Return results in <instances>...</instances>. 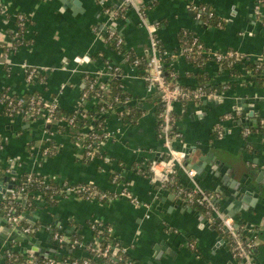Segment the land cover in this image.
<instances>
[{
	"label": "crops",
	"instance_id": "0c3cea01",
	"mask_svg": "<svg viewBox=\"0 0 264 264\" xmlns=\"http://www.w3.org/2000/svg\"><path fill=\"white\" fill-rule=\"evenodd\" d=\"M189 1L210 5L225 21L224 27L201 25L189 11ZM255 2L138 0L140 6L152 5L144 22L134 8L125 11L121 19L111 22L95 0H3L0 91L6 90L16 96L37 92L42 95L44 103L56 101L60 108L72 111L81 102L83 78L96 76L104 82L108 79L109 67L117 66L122 73L120 88L130 94L142 110L133 125L124 124L114 115L106 120L105 130L110 138L103 143L101 151L109 163L98 159L89 164L82 161V151L60 131L45 130L41 123L27 127L20 118L11 121L0 116V163L9 170L6 175L12 180L31 173L60 185L65 182L91 183L112 193H120L121 185L109 182L110 170L115 163L156 161L161 159L164 150L155 129L158 94L148 93L140 72L124 63L106 45L107 30L116 29L125 48L141 57L150 52L151 37L145 28L146 22L156 24V39L169 54L180 50L177 35L179 31L186 30L221 53L235 50L254 61H264V22L259 21ZM118 3L119 0H112L111 4L116 8ZM261 14L264 19V7ZM19 15L29 18L23 34L27 43L5 57V46L18 30ZM83 57H87L88 62L77 60ZM166 67L178 84L196 85V80L190 75L195 70L181 53L168 60ZM27 68L45 71L44 84L28 86L25 78ZM206 71L214 83L222 84L227 79V72L221 70L217 63L208 62ZM261 100H264V90L238 85L235 89L219 93L215 100L175 105L178 116L175 125L182 137L175 143V148L184 155L195 151L185 163L194 165L199 157L211 161L210 164L203 161L200 174L195 173L194 176L179 169L176 174L178 185L217 196L222 216L237 199L228 196L229 191H234L230 187L232 181L244 190L253 192L248 187L251 183L262 191L247 196L232 218L235 224L254 229L248 235L258 244L253 251V260L257 264H264V144L260 135L243 137L239 125H251L252 119L264 115ZM236 107L242 110L240 117L219 126L223 117ZM252 111L254 116L251 118L248 114ZM217 127L230 128L232 132L218 139L215 135ZM47 142L57 147L56 153L48 157L42 155ZM209 154L220 159L221 164L211 160ZM225 164L230 165V174ZM245 174L250 180L243 179ZM126 180L131 199L119 196L109 205L77 198L61 199L55 206L38 202L33 212L26 213L27 220L40 222L39 231L32 238L39 241L41 247L62 254L59 246L51 244L54 232L59 231L66 238L77 234L82 242L89 243L95 237L92 226L102 224L111 228L112 238L126 249L127 256L136 264H236L225 236L216 225L209 223L203 213L182 202L173 191L153 183L148 176L130 172ZM239 192L238 195H242V191ZM3 197L5 195L0 193V200ZM243 206L247 210H243ZM0 217L4 219L2 213ZM9 248L24 251L30 246L0 243V264Z\"/></svg>",
	"mask_w": 264,
	"mask_h": 264
},
{
	"label": "built area",
	"instance_id": "2783aa9c",
	"mask_svg": "<svg viewBox=\"0 0 264 264\" xmlns=\"http://www.w3.org/2000/svg\"><path fill=\"white\" fill-rule=\"evenodd\" d=\"M102 9L103 14L108 18L109 21L114 22L117 19H121L127 11V9L134 8L139 11L141 19L143 22L146 20V12L151 8V6L143 7L140 6L137 1L138 0H121V3L115 8L112 7V0H95ZM189 4V11L193 14L195 20L200 19V12L206 11L205 7L199 6V4L195 3L194 1L190 2ZM264 7V0H256L254 9L257 12V16L260 22H264L263 15L261 14V9ZM199 12L197 13V11ZM5 8L3 5V0H0V15L4 14ZM212 13H208V17H211ZM29 18L24 15L17 16V32L13 39L7 43L5 46L6 51L5 57H9L13 52H15L19 47L25 45L24 43H20L19 45H14L13 42L17 40H23L24 28L28 24ZM145 28L149 32L150 35V52L148 57L145 61L146 66V75L143 76L144 81L146 83V91L148 93H156L158 94L159 103L162 107V111L158 115L160 118V123L158 125V132H157V139L160 141L164 154L166 158L159 159L156 161L149 162V170L151 175L149 176L150 180L153 183L159 184L161 187H165L167 184L173 181L174 176H176L178 170L187 171L188 175L194 176L195 172L192 169H188L185 166V158L184 154L179 150L175 149L173 145L179 141L177 140L181 135L176 134L173 137L169 136L171 132L172 126L175 124L174 116L175 112V105L180 104L183 101H187L188 103H200L202 101H210L215 100L218 97L217 92H205L202 87H196L192 90L185 89L179 85H173L170 81H168L164 76V67H165V60L173 59L177 53H181L183 56V51L180 49L177 53H168L163 48L158 47V41L156 39V24H147L145 22ZM19 33L22 36L19 38ZM116 29L109 28L106 32V39L112 40L116 46H124V41L121 36L116 37ZM198 40L197 37L194 36V41ZM194 42V43H195ZM106 43V41H105ZM198 48H202V52L204 55L211 58L209 62L219 63L224 58H234L235 60H242L244 56L237 51H227L225 53H221L207 44L202 46L201 44L198 45ZM185 52L191 51V49H185ZM248 57V56H247ZM79 62H88L87 57L78 58ZM125 60H127L125 58ZM255 62H264V61H255ZM139 64L138 60H133L132 66L136 68ZM137 69V68H136ZM111 73L108 74V79L106 81H101L96 76H87L85 79L88 80L89 89L99 87L102 89L103 94L108 92L109 88V80L112 76H115L116 73L119 72V68L117 66L109 67ZM42 75V79L38 80L36 77L37 73ZM45 71H40L36 68H27L26 69V82L28 86L34 85H42L45 82ZM174 75V74H173ZM44 76V77H43ZM32 82V83H30ZM17 106H23L25 104V100L21 96H18ZM84 96H81V100ZM98 97V96H97ZM93 98L91 100V104L96 103L99 104L101 101L99 98ZM43 103L45 108L41 109L39 106L40 103ZM3 101L0 98V108L3 107ZM12 102L8 103L10 106ZM29 105L32 106L28 108L26 111L23 112V116L19 115L22 121L26 122L27 124H36L41 123L43 126L49 125L53 122L54 117L52 116L54 109L56 106H59L56 101H52L48 104L44 103L42 97L40 100H36V98L32 97L29 100ZM242 110L240 107H236L231 113L225 115L223 119L219 122V126L221 123L226 122H233L236 121L237 118L240 117ZM39 114L42 120H38ZM38 120V121H37ZM72 123V120L69 121ZM261 126L264 125V120L260 121ZM169 132V133H168ZM232 130L229 128H220L217 127L215 131V135L218 139L223 138L226 135H230ZM99 132L97 134L92 135V137L96 138L99 136ZM241 134L243 137H248L252 133V131L245 127L241 130ZM104 137L108 140L110 138L109 134L103 133ZM261 141L264 144V136H260ZM52 144V145H51ZM79 150L85 152V155L88 156L89 160L95 161L98 160L95 152L91 150L88 146L82 147L79 142L74 143ZM57 150V147L52 142H47L42 148V155L43 156H50L53 150ZM100 160V159H99ZM144 168L147 167L146 164L142 165ZM0 167L3 166L0 163ZM186 168L188 170H186ZM9 170L5 169V174H7ZM28 174V178L24 181V184H29L33 180V176L36 174L26 173ZM8 176V175H6ZM9 177V176H8ZM21 177V176H20ZM16 177L12 178V181L18 183L21 178ZM11 179V178H10ZM50 181L44 178V184H49ZM60 185V184H59ZM128 184L122 185L120 193H115L119 196H126L129 197L128 194ZM172 191L179 197L182 202L189 204L193 207H201L204 209L203 214L207 218L210 224L216 225L223 234H226V241L228 243L231 255L235 259L236 264H257L253 260V251L257 247V241L254 238L249 237V235L242 236L238 232V229L235 227V223L232 218L223 217L217 206L218 197L212 195L210 193L203 192L201 190H192L181 185L171 186ZM48 188V187H47ZM25 192V188H14L12 193L9 196L3 197L2 200H7V207L4 208V219L6 220L7 225L10 229H15L16 227L20 226L23 233L26 235L36 234L39 231L38 229H33L30 227L23 228L20 225V222L26 219V214L23 212H17V202L21 199L22 193ZM99 195V196H98ZM95 191V185L91 183H81L79 186H71V185H64L59 192H53L52 198L56 200H61L64 198H77L81 199L86 202H94L96 203V199L103 200L106 198V195L98 194ZM131 199V198H130ZM134 201V200H132ZM103 227L102 224L92 226L93 229ZM106 232L112 237V230L111 228H106ZM100 236H95L93 240L89 243H84L77 238H66L60 234V232H54L52 235V240L57 242V246H59L62 251L63 249L66 251L69 250L71 255H65L61 257H54V256H46L45 258H33L29 257L23 262H16L13 264H136L129 259L127 256L126 249L121 246V244L115 240L112 243L101 244ZM67 247V249H66ZM76 252L79 255H74ZM14 250L9 248L5 250L4 257L7 258L9 261L12 260L15 256L13 255Z\"/></svg>",
	"mask_w": 264,
	"mask_h": 264
},
{
	"label": "trees",
	"instance_id": "16d2710c",
	"mask_svg": "<svg viewBox=\"0 0 264 264\" xmlns=\"http://www.w3.org/2000/svg\"><path fill=\"white\" fill-rule=\"evenodd\" d=\"M191 1H189V4ZM199 6L205 7L206 11L200 12V19L197 22L201 23L205 27H218L222 28L225 25V21L215 14L212 7L208 4H199ZM114 8V5H112ZM129 9V8H128ZM127 9V10H128ZM199 10L197 11V13ZM212 13L211 17H208V13ZM22 34L19 33V38ZM120 36L116 33V37ZM107 35H105L106 45L114 51L120 58L124 61V63L132 65L133 60H138L139 64L136 66L137 70L140 72L142 76L146 75V66L145 61L148 57L147 56H136L133 52L126 49L125 46H116V44L112 40L106 39ZM179 49L183 51V56L191 66L193 71L190 75L192 78L196 80V85L194 86H186L178 84L176 77L171 73L170 70L167 69L166 65L168 60H165L164 64V76L165 78L170 81L173 85H179L185 89L192 90L196 87H202L205 92H217L221 93L226 91L227 89H235L238 85H244L251 87L257 91L264 90V62H255L253 59L244 56L243 59L235 60L234 58H224L222 61L218 63L221 70L227 72V79L224 83H214L213 80L209 77L206 71V64L211 60L210 57L206 56L202 52V48H198V45L204 46V42L201 40L194 41V35L186 30H181L178 32L177 35ZM195 42V43H194ZM20 43L26 44L27 41L17 40L14 41L13 44L19 45ZM159 48H163L160 43H158ZM185 49H191V51L185 52ZM6 51V49L4 50ZM235 51V50H230ZM125 58L127 60H125ZM111 73V72H110ZM121 71L112 76L109 80V88L106 94H103L102 89L99 87H95L89 89L88 80L85 79L87 76L83 78L84 81V88L82 90V95L84 96L80 102V104L72 111L64 110L59 106H56L52 116L54 120L51 124L45 125L43 128L45 130L51 131L55 129L56 131H60L62 134L67 135L73 143L79 142L82 147L88 146L91 150L97 151L95 152L98 159L102 162L109 161L106 159L105 155L102 153L103 143L107 141L104 137L103 133H106L105 130V122L110 116L118 117L124 124H135L138 117L141 115L142 110L139 109L138 104L135 103V99L130 95L125 93L121 88ZM38 80L42 79V75L38 72L36 74ZM44 77V76H43ZM32 83V82H30ZM33 84V83H32ZM98 96V97H97ZM34 97L36 100H40L42 95L37 92H29L25 95H22V98L25 100V104L23 106H17L18 96L10 95L6 90L0 91V98L3 101V107L0 108V116L7 117L11 121H14L19 117V115L23 116V112L26 111L28 108L32 107L29 105V100ZM99 98L100 103L90 104L93 98ZM159 100V99H158ZM12 102L10 106L8 103ZM188 102L183 101L180 103L181 106H185ZM260 103V100H259ZM261 104L264 105V100H261ZM41 109L45 108L43 103L39 104ZM162 111V107L159 103L155 113H156V121H155V129L156 135L158 132V125L160 123V118L158 115ZM178 116L175 114L174 119L177 120ZM38 120H42L39 114ZM257 124L255 128H252L251 125H239L240 129L247 127L249 128L253 134L264 136V125L261 126L260 121L264 120V115H259L256 117ZM37 120V121H38ZM72 120V123L69 121ZM31 126V124H29ZM169 133L170 137H173L176 134H180L174 124ZM97 132L101 133L96 138L92 137V135L97 134ZM181 135V134H180ZM177 140H182L180 136ZM52 145V144H51ZM175 148V144L173 145ZM176 149V148H175ZM56 149L52 151L50 154L53 155L56 153ZM163 159L166 158V155L163 154L161 157ZM82 161L85 164H89L91 161L89 160L88 156L85 155L83 152ZM149 162L150 161H139L133 164H124V163H115L114 167L110 170L109 175V182L113 185H126L128 180H126L127 173H135L137 175H144L150 176L151 172L149 170ZM146 164L147 167L144 168L142 165ZM5 168L0 167V180L5 178ZM125 177V178H124ZM21 180L18 183H15L14 188H25V192L21 195V200L17 202V212H23L30 214L35 210L37 207V203L41 202L46 206H55L58 203V200L52 198V193L59 192L64 185H71V186H79V184H71L69 182H65L61 185L50 182L49 184H44V177L40 175H34L33 180L29 184H24V181L28 178V174L24 173L21 175ZM177 177L174 176L172 182L167 184L164 188L169 189L172 191L171 186L177 185ZM81 184V183H80ZM48 187V188H47ZM95 191L98 194H105L106 198L103 200L96 199V203L98 204H106L109 205L113 201L119 198V195L110 192L109 190L101 189L95 186ZM99 196V195H98ZM7 207V200H0V213L4 215V208ZM201 213L204 212V209L201 207H195ZM20 225L23 228L30 227L33 229L40 228V222L35 221L31 222L27 219L20 222ZM105 227L95 228L94 229V236H100L101 244L112 243L115 241L107 232ZM242 236L244 233L241 230H238ZM35 234H31L30 236L33 237ZM226 237V234H223ZM77 238L81 240L77 234H75L72 238ZM69 253V250H63L62 254ZM13 255L15 256L12 260H8L7 258L3 257L1 264H13L16 262H23L27 258L31 257L27 255L22 250L14 251ZM73 256L72 254H70ZM39 259L40 257H33Z\"/></svg>",
	"mask_w": 264,
	"mask_h": 264
},
{
	"label": "water",
	"instance_id": "95a60500",
	"mask_svg": "<svg viewBox=\"0 0 264 264\" xmlns=\"http://www.w3.org/2000/svg\"><path fill=\"white\" fill-rule=\"evenodd\" d=\"M121 3V0H119V3L117 5H119ZM239 106H241V102H239ZM249 117H253L254 116V112H250L248 114ZM241 123H245L244 120H241ZM252 128L256 127L257 124V119H252L250 121ZM30 125L27 124V127H29ZM185 153V152H184ZM195 151H191L190 153H185V160H189L190 155H194ZM208 157H211V160L213 159L215 163H220L221 164V160L218 159L217 157L209 154ZM203 161H207L208 164L211 163L210 160H206L202 157H199V160L195 162L194 165L189 164V162L185 163L186 167L191 168L196 175L200 174V171L203 167ZM225 167L227 168V171L230 174V165L229 164H225ZM233 173V172H231ZM252 173V172H251ZM253 174V173H252ZM227 178H224V180L226 181ZM230 180V177L228 178ZM243 179L245 181L250 180L249 176L247 174L243 175ZM258 181V180H257ZM259 182V181H258ZM235 183V184H234ZM237 183L232 181L230 187L234 190L233 192L229 191V197L230 198H236V200H234L231 206L228 207V209L224 212L223 217L228 216L229 218H233L234 215L238 212V208L241 206L243 201H246V197L247 196H252L254 192L259 193L262 192L260 189H255V187L253 186V184L249 183V188L253 190V192L249 191V190H244L242 189V187H239V185H236ZM7 185V186H6ZM14 185L15 182H13L10 177L6 176L5 178L0 180V193L2 195L5 196H9L13 189H14ZM242 191H240L242 193V195H238L239 189ZM239 192V193H240ZM217 193H221L220 190H217ZM247 207L243 206V210H247ZM31 217V216H30ZM27 218H29V216H27ZM30 219V218H29ZM0 243H9V242H13V243H17V244H27L28 246H30V248H25L24 249V253L27 255H30L31 257H40V258H45L46 256H55V257H61L62 254H56L54 249H47V248H43L40 246V242L37 241L35 238H32L29 235H26L25 233L22 232L21 227L18 226L15 229H10V227L7 225L6 220L2 219V217H0ZM235 227L238 230H241L242 232L245 231V235L250 234L251 230H254L253 228H247L245 227L244 224H240V223H236ZM211 229H214V227H211ZM51 237L48 238L49 243L51 242L52 245L57 246V242L51 240ZM67 249V247H66Z\"/></svg>",
	"mask_w": 264,
	"mask_h": 264
}]
</instances>
